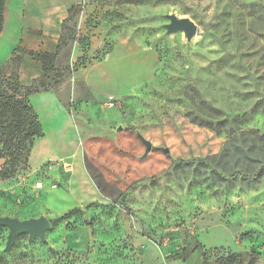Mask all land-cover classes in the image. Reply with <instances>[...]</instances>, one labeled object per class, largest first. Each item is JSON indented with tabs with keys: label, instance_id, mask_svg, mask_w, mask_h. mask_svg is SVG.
<instances>
[{
	"label": "rangeland",
	"instance_id": "1",
	"mask_svg": "<svg viewBox=\"0 0 264 264\" xmlns=\"http://www.w3.org/2000/svg\"><path fill=\"white\" fill-rule=\"evenodd\" d=\"M86 5L91 41L77 36ZM169 14L192 19L197 34L168 33ZM63 26L44 80L72 110L102 197L77 203L70 163L32 170L25 155L0 178V216L44 215L52 226L46 241L21 234L7 251L10 230L0 225V264H186L193 251L203 264L232 253L240 264H264V152L249 154L253 162L234 153L245 136L264 140V0H83ZM11 36H0V71L15 80L21 48L7 50ZM99 39L138 48L127 49L120 81L87 86L71 49ZM113 67L106 62L91 79ZM137 131L153 143L145 158ZM166 152L191 160L174 163Z\"/></svg>",
	"mask_w": 264,
	"mask_h": 264
},
{
	"label": "crops",
	"instance_id": "2",
	"mask_svg": "<svg viewBox=\"0 0 264 264\" xmlns=\"http://www.w3.org/2000/svg\"><path fill=\"white\" fill-rule=\"evenodd\" d=\"M83 4V0H7L5 9L4 29L12 32L11 47L21 48L18 52L21 61L17 67L19 82L22 86H28L43 73V64L36 59L30 51L56 52L63 33V24L70 15L73 6ZM91 5L84 6L80 17V27L83 34L91 41ZM10 23V25H7ZM4 31V30H3ZM121 35H119L120 37ZM121 39V37L119 38ZM117 41L114 48L105 56L102 66L107 62L113 65V70H104L100 80L91 79V71H100L98 63H88L84 67H77L83 74L80 78L84 85L91 86L100 83H117L123 78V71L129 60V51L138 46L124 44ZM103 41L98 40L88 47L87 55L93 57L98 50L103 48ZM100 48V49H99ZM129 51H128V50ZM149 51L146 50V53ZM83 51L78 40L75 41L70 53L73 66ZM119 53V57H116ZM148 57L144 56V60ZM150 59V56L148 57ZM147 59V60H148ZM151 69L149 78L155 73V63L150 59ZM118 74V77H117ZM74 85L72 87V94ZM29 101L35 108L43 127V135L37 137L32 146L29 164L32 170H39L48 163H70L72 173L69 181L74 190L80 192L77 203H93L100 200L102 195L95 182L89 175L84 163V146L80 131L74 121L72 110L59 98L56 92L40 91L29 95ZM2 159L0 158V165ZM198 251H193L186 264H203L198 260Z\"/></svg>",
	"mask_w": 264,
	"mask_h": 264
},
{
	"label": "trees",
	"instance_id": "3",
	"mask_svg": "<svg viewBox=\"0 0 264 264\" xmlns=\"http://www.w3.org/2000/svg\"><path fill=\"white\" fill-rule=\"evenodd\" d=\"M7 0H0V36L4 30L5 25V9ZM79 5L73 6L71 11L75 10ZM70 17V15H69ZM68 17V18H69ZM67 18V19H68ZM66 19V20H67ZM66 23V21H65ZM64 23V24H65ZM63 24V25H64ZM64 27V26H63ZM60 45V43H59ZM88 43L82 45V47H88ZM59 48V46H58ZM112 50L108 46L106 50H98L95 54L96 57L87 55V51L78 58L73 66L84 67L91 62V59H104L105 56ZM103 52V53H102ZM102 53V54H101ZM36 59L43 64V73L40 77L35 79L31 85L22 86L19 82V78L13 80L11 77L2 75L0 71V158L5 159V162L0 169V178H9L13 176L21 163V159L25 155H30L32 146L37 137L43 135V127L39 116L29 101V95L40 92L52 90L45 82L46 73L52 70L54 63L57 59L58 52H34L30 51ZM69 68V67H68ZM53 91V90H52ZM133 128V127H130ZM236 136L232 137L229 144L234 147L236 144ZM262 139H264L262 137ZM245 147L235 146V155L242 160H249L250 162L257 161V157H249L255 149L260 152H264V140L257 143L251 136L243 137ZM247 148V149H246ZM167 157L174 163H187L191 159H174L169 152H166ZM229 155V147L225 145L223 153L220 154V158ZM217 158V155L214 156ZM247 158V159H246ZM100 186V185H99ZM119 198L114 200V203H118ZM238 258V261H237ZM252 258L248 264H253ZM218 264H240L241 258L239 253H232L225 256H221L217 260ZM54 264H73L63 259H57Z\"/></svg>",
	"mask_w": 264,
	"mask_h": 264
},
{
	"label": "water",
	"instance_id": "4",
	"mask_svg": "<svg viewBox=\"0 0 264 264\" xmlns=\"http://www.w3.org/2000/svg\"><path fill=\"white\" fill-rule=\"evenodd\" d=\"M168 17L170 22L165 25L168 33L182 31L188 40L197 34L198 26L192 19L178 17L175 14H169ZM137 135L145 145V151L141 156V158H145L151 151L153 143L141 132L137 131ZM0 225L7 226L10 230L6 244L7 251L11 249L16 238L21 234H29V242H32L36 237L46 241V231L52 226L49 218L44 215L23 220L18 217L0 216Z\"/></svg>",
	"mask_w": 264,
	"mask_h": 264
},
{
	"label": "built area",
	"instance_id": "5",
	"mask_svg": "<svg viewBox=\"0 0 264 264\" xmlns=\"http://www.w3.org/2000/svg\"><path fill=\"white\" fill-rule=\"evenodd\" d=\"M88 47H89V45H88ZM88 47H87V48H86V47H84V48L81 47V48H82V51H83L82 55L85 53V51H88ZM107 48H108V45L105 43V45L103 46L102 49H103V51H104V50H106ZM102 53H103V52H102ZM102 53H101V54H102ZM82 55H81V56H82ZM94 57H96V55H95ZM101 60H103V59H101ZM101 60L98 59L97 61H101ZM64 165H65V164H64Z\"/></svg>",
	"mask_w": 264,
	"mask_h": 264
}]
</instances>
